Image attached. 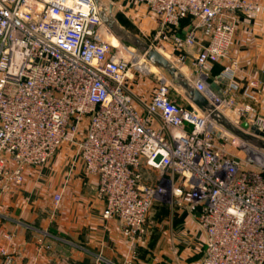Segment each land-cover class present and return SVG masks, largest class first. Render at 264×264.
<instances>
[{
  "label": "built area",
  "instance_id": "built-area-1",
  "mask_svg": "<svg viewBox=\"0 0 264 264\" xmlns=\"http://www.w3.org/2000/svg\"><path fill=\"white\" fill-rule=\"evenodd\" d=\"M121 1L146 8L156 21L153 49L177 68L191 62L192 87L240 136L173 96L164 79L149 100L135 96L138 55L104 21L117 1L103 9L99 0H0V193L72 147L74 163L97 182L103 218L116 220L130 245L145 234L154 204L170 203L204 235L200 264H264V110L255 106L263 86L254 80L241 90L231 58L239 17L254 16L255 3ZM219 63L226 87L218 95L209 76ZM61 202L56 195V209ZM38 247L50 250L41 240Z\"/></svg>",
  "mask_w": 264,
  "mask_h": 264
},
{
  "label": "crops",
  "instance_id": "crops-1",
  "mask_svg": "<svg viewBox=\"0 0 264 264\" xmlns=\"http://www.w3.org/2000/svg\"><path fill=\"white\" fill-rule=\"evenodd\" d=\"M114 1L118 8L132 6L130 12L139 7L146 9L141 5L134 8L135 4L127 1ZM253 2L257 7L256 14L239 17L231 58L239 61L236 84L241 90L254 80L263 86L255 106L264 110V0ZM188 25V20L183 21L181 29L185 30ZM154 27L156 29V24ZM225 65L216 64L210 71L209 83L216 87L218 94L226 87L219 81ZM182 69L187 72L184 78L192 86L195 77L192 63L188 62ZM133 89L136 90L135 85ZM182 100L188 106L194 104L187 93ZM60 156L62 154H57L48 166L27 170L20 188L11 193H0V252L3 250L12 257L14 264H200L204 235L188 211L182 209L176 215V226L170 233L169 251L173 249L174 256L147 262L132 254L119 223L103 218L105 204L97 197L95 178H89L82 166L73 172L70 155L66 161ZM58 168L62 175L55 177ZM158 177L157 173H152L154 180ZM58 194L62 195V202L56 209L54 197ZM49 200L48 207L46 202ZM7 236L11 240H7ZM40 240L43 246L50 247L49 251L38 252ZM138 248L144 251L142 239L137 241ZM0 264H4L1 255Z\"/></svg>",
  "mask_w": 264,
  "mask_h": 264
},
{
  "label": "rangeland",
  "instance_id": "rangeland-1",
  "mask_svg": "<svg viewBox=\"0 0 264 264\" xmlns=\"http://www.w3.org/2000/svg\"><path fill=\"white\" fill-rule=\"evenodd\" d=\"M99 1L101 7L105 9L107 6V0H99ZM131 7L132 6H130L129 9L124 7L123 8L116 7V9L110 11V13H107L106 15L108 16L109 14V17L116 22V26L117 28H119V31H122L127 34V36L125 35L123 38L120 39L117 38V39L123 42L125 48L135 50V52L138 55L137 61L140 62L138 65V69L133 71L132 77L130 79V83L132 82L131 88L135 96L145 102L146 100L149 99L148 97L149 93H151V91L158 85L160 80L164 79L170 85V89L173 96L178 97L182 100V97L185 96L186 91L181 86L179 79L177 77L171 76L167 70L152 65L147 60V57H144V54L146 55V53L142 49L137 47L136 44L131 40L132 38H137L141 42L153 48L151 44L155 30L154 26L156 24V22L153 21L154 19L152 18V15L146 9L144 10L139 7V9L137 8V10L130 12V10L133 9ZM133 7L136 8L138 6L135 5ZM168 62L171 65H173L172 62L170 61ZM142 67H146L148 70L142 71L141 69ZM173 67L177 69L178 74H181L182 76L186 75L187 72H185L182 68L181 69L177 68L174 65ZM133 85L136 86V90L133 89ZM212 91L218 94L215 86H212ZM227 122L232 126L233 129H237L234 123H231L229 121ZM253 130H255V128H253ZM233 136L236 139H238V137H236L234 134ZM233 140L234 139H232V141ZM230 152L235 153V155H237L243 160L246 158L244 153H242L240 150L234 147L230 149ZM59 154H62V156H60L59 158L64 161H66V157L70 155L69 156L71 157L70 170H73V172L76 170V168L80 166L83 167V165L81 163H78L77 161L76 164L74 163L76 152L72 147H65L58 153V155ZM53 160L54 159H52L47 164V166ZM73 163L74 165H72ZM73 166L74 168L72 169ZM56 171L57 172L55 174V177L61 174L60 173L61 168H58V170ZM49 203L50 200L46 202V205L48 207H49ZM181 211L183 210L177 204H170V203L154 204L147 220V224L145 227V234L138 239V240L142 239L144 251H141V249L139 248L137 249L138 240H136L134 244L131 245L132 254L139 255L140 258H143L147 262L153 261L152 263L157 262L158 258H161L162 256L166 258H170V255L174 256L175 254L174 250L171 249L170 250L171 253L169 251V241L172 240L170 239V233L172 232V229L176 226L175 217ZM144 242L146 244V247L144 246ZM128 243L130 242L128 241Z\"/></svg>",
  "mask_w": 264,
  "mask_h": 264
},
{
  "label": "water",
  "instance_id": "water-1",
  "mask_svg": "<svg viewBox=\"0 0 264 264\" xmlns=\"http://www.w3.org/2000/svg\"><path fill=\"white\" fill-rule=\"evenodd\" d=\"M105 23L107 26L114 32L117 38H123L126 33L119 31V28L116 26V22L109 18H104ZM137 47L142 49L146 53L147 60L154 66L163 68L169 72V74L173 77H177L180 81L181 86L185 89L188 97L192 100V102L200 107L204 108L206 111L209 112L211 120L216 123L217 125L221 126L222 128H225L235 136H240L235 129L232 128V126L218 113L215 112L211 106L208 104V102L205 100V98L196 92L194 88L189 84V82L182 76L181 74H178V71L176 68H174L158 51L151 48L147 44L141 42L137 38L131 39ZM244 128H248V125H244Z\"/></svg>",
  "mask_w": 264,
  "mask_h": 264
},
{
  "label": "bare ground",
  "instance_id": "bare-ground-1",
  "mask_svg": "<svg viewBox=\"0 0 264 264\" xmlns=\"http://www.w3.org/2000/svg\"><path fill=\"white\" fill-rule=\"evenodd\" d=\"M111 40H112L113 44L117 45L118 41L115 38H112ZM141 69H142V71L148 70L146 67H142Z\"/></svg>",
  "mask_w": 264,
  "mask_h": 264
},
{
  "label": "trees",
  "instance_id": "trees-1",
  "mask_svg": "<svg viewBox=\"0 0 264 264\" xmlns=\"http://www.w3.org/2000/svg\"><path fill=\"white\" fill-rule=\"evenodd\" d=\"M214 66H216V65H213L212 67L214 68Z\"/></svg>",
  "mask_w": 264,
  "mask_h": 264
}]
</instances>
